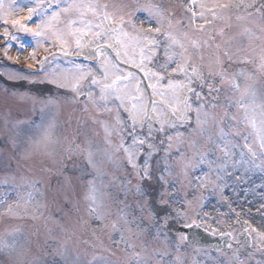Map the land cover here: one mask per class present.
Masks as SVG:
<instances>
[{
    "label": "snow or ice",
    "instance_id": "obj_1",
    "mask_svg": "<svg viewBox=\"0 0 264 264\" xmlns=\"http://www.w3.org/2000/svg\"><path fill=\"white\" fill-rule=\"evenodd\" d=\"M176 7L0 0V53L18 62L9 50L23 51L27 36L35 61H0L5 139L13 148L26 139L24 159L39 152L52 163L18 176L0 160V216L34 221L0 233L11 264H264V203L256 226L225 195L247 184L245 197L264 201V0ZM9 101L29 104V118L12 119ZM52 177L76 212L71 227L45 216ZM213 197L227 213L205 210ZM197 229L219 237L217 255L199 246Z\"/></svg>",
    "mask_w": 264,
    "mask_h": 264
},
{
    "label": "rangeland",
    "instance_id": "obj_2",
    "mask_svg": "<svg viewBox=\"0 0 264 264\" xmlns=\"http://www.w3.org/2000/svg\"><path fill=\"white\" fill-rule=\"evenodd\" d=\"M166 3H171V4H175L177 5L175 11L178 13V15L180 13H182V9L179 8V4L181 3V0H166ZM10 27V26H9ZM235 27H233L232 31H235ZM217 39H219V37H217ZM24 42L27 45V47H25V49L23 51H19L18 54H16L14 57L19 56L20 59L18 62H16L14 67H19L21 69L25 68V64L29 61V58L26 57L24 54L31 52L32 50V46L34 45V42L32 41V39L30 37L25 36L24 37ZM3 39H0V47L3 46ZM27 48L29 51H27ZM17 49V48H16ZM11 50L12 48L9 50V55H11ZM18 51V50H17ZM0 55H2V53H0ZM3 56V55H2ZM31 58V57H30ZM250 70L251 69V66ZM46 87L45 85H36L34 86L33 90H37L40 88H44ZM50 87V86H47ZM9 104L13 107V114H12V119H27L29 118V113H28V109L31 107L29 104H19L16 101H9ZM17 109H19V112H17ZM4 111V104H3V95L0 94V115H2ZM65 118V116L62 114L61 116V120H63ZM6 132L2 123V120H0V148L1 145L5 146L7 155H3L2 151L0 152L2 154V156H0V160H4L7 157H10L11 159H14L16 161V165L17 162H19L20 165H22V167H15V163L10 162L11 170L13 172H17L18 170H22V174L24 175H39L38 170L41 167H38L37 164L36 166H33V160L35 163V158L37 163H39L41 160L38 159V157H41L44 162V167H52V163L51 160L45 156H43L42 154H40L39 152H33L32 155L27 158L24 159L23 158V154L25 152L26 149H28V143L26 141V139L22 138L20 141V144L17 148H13L11 143L7 142L6 139ZM10 147L12 150H10ZM18 149L20 151H18ZM13 150H16V154L12 155ZM32 166V167H31ZM14 167V168H13ZM33 170L32 173H29L26 171L27 168H30ZM25 169V170H24ZM7 170L0 167V175L5 174ZM18 176L21 174L16 173ZM61 183L63 182V178H60ZM256 183H259V180L256 181ZM51 184L53 185L52 189H48L47 186H45V198L43 200V203H45L47 205V208L45 210V216H49L51 215L54 219L57 220H61L62 223H64L66 226L71 227L73 222L76 219V212L73 209L71 204L65 205V202L63 200V196L61 195L60 192L56 191V189L59 188V184L57 183V178L56 177H52L51 178ZM249 185L245 184V185H241L240 190H238V192L236 194H233L232 191L226 190L225 191V195L229 197V200L232 202V206L233 208L236 209V211L241 212L242 214V218L243 219H250V221L256 225H258V221L260 219L259 215L257 214V208L259 207L260 203H264V201H260L258 198L257 199H253V196L251 194H249L247 197H245L244 193H243V188L248 187ZM259 191V190H258ZM55 193V199H53V194ZM77 199H79V196L77 197ZM248 201H252V203H248ZM215 205L216 207H219L220 212L222 213H227L228 212V208L226 204H222V205H218L216 203V198L213 197L211 198V202L209 207H207L205 210L206 211H213L212 206ZM63 208L64 213H66V215L63 217V219L61 218V215L59 214L58 210ZM80 208H81V215H83V203L82 201L80 202ZM2 211V210H0ZM251 213V216L248 215V213ZM226 219L228 217H225ZM231 221H232V227L233 228H238L239 226L236 225L234 223L235 221V216L232 215L231 216ZM19 223H23L28 227V230H31V225L34 223V221H32L31 219H26L23 221H19V220H14V219H10L8 217H4V216H0V233L4 232L5 229H9L13 226H15L16 224ZM50 227H55L54 225H49ZM221 230H225V228L222 226ZM56 234L59 236L60 233L57 230ZM45 238V232L44 229L41 228L40 231V236L39 239L41 241V245L43 244V240ZM33 241L36 239V237H32ZM105 242L106 238H105ZM36 249L33 246V254L35 253ZM182 251H184L186 253V259L189 260V262L191 261V257L196 255V251L195 250H191L189 247H186L185 249H182ZM119 255V253H118ZM210 256H215L217 255L216 253L213 252H209ZM197 259H200L199 256H197ZM0 260H5L6 264H11V261H8L7 257H5L3 254H0ZM205 264H208V261H205Z\"/></svg>",
    "mask_w": 264,
    "mask_h": 264
},
{
    "label": "water",
    "instance_id": "obj_3",
    "mask_svg": "<svg viewBox=\"0 0 264 264\" xmlns=\"http://www.w3.org/2000/svg\"><path fill=\"white\" fill-rule=\"evenodd\" d=\"M193 231L196 233V237H197V240L199 241V245L213 247L215 245H219L222 243V241L219 238L210 236L200 229L193 230Z\"/></svg>",
    "mask_w": 264,
    "mask_h": 264
},
{
    "label": "bare ground",
    "instance_id": "obj_4",
    "mask_svg": "<svg viewBox=\"0 0 264 264\" xmlns=\"http://www.w3.org/2000/svg\"><path fill=\"white\" fill-rule=\"evenodd\" d=\"M17 16H19V17H21V18L26 17V16H27V10L24 9V10L18 12V13H17ZM29 27H34V24H29ZM12 53L14 54V52H12ZM30 64H31V65H35V63H34L32 60H29V61L27 62V67H28V65H30Z\"/></svg>",
    "mask_w": 264,
    "mask_h": 264
}]
</instances>
